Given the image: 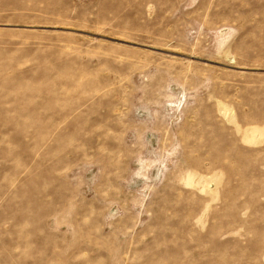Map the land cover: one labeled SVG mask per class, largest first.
Returning <instances> with one entry per match:
<instances>
[{
  "label": "rangeland",
  "instance_id": "1",
  "mask_svg": "<svg viewBox=\"0 0 264 264\" xmlns=\"http://www.w3.org/2000/svg\"><path fill=\"white\" fill-rule=\"evenodd\" d=\"M0 264H264V0H0Z\"/></svg>",
  "mask_w": 264,
  "mask_h": 264
}]
</instances>
